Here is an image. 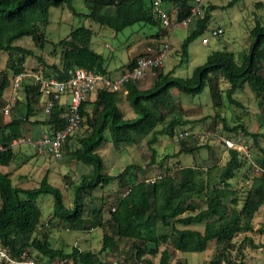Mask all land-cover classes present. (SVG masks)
<instances>
[{"label": "trees", "instance_id": "16d2710c", "mask_svg": "<svg viewBox=\"0 0 264 264\" xmlns=\"http://www.w3.org/2000/svg\"><path fill=\"white\" fill-rule=\"evenodd\" d=\"M194 0H162L168 13L175 10L178 23L190 18ZM86 14L77 12L72 0H0V51L8 54L5 70H0V110L9 100L4 98L6 90L13 85L17 76L27 72L28 57H35L16 42L31 38L36 47L44 49L50 41L46 28L50 24L52 8L67 6L74 15L120 32L135 25L160 27L162 20L154 9L153 0H84ZM204 15L189 23V35L183 43V57L188 56L189 44L208 30L214 5L202 6ZM164 9V8H163ZM165 10V9H164ZM93 31L85 26L72 29L67 37L50 42L54 49H61V64L48 65L43 57L38 60L43 67L38 73L45 78L65 81L75 68H84L110 77L104 55L92 48ZM161 32L155 37L160 38ZM249 46L240 53L227 50L215 51L207 62L198 67L192 77L179 78L173 72H165L163 66L147 88L140 80H131L123 90L111 91L98 88L83 101L81 122L77 130L68 137L64 145L66 162H77L90 168L73 185L74 203L68 207L63 192L50 183L48 174L33 189L13 184L11 172H0V246L6 248L14 258L27 252L38 264L68 259L71 264H107L103 253L115 254L120 250L123 239L133 241L136 248L135 264H153L144 258L148 253H161L160 264H171V246L181 253H202L215 242L211 260L204 264H246L245 245L256 248L250 234L264 236V226L256 229L254 219L264 206V149L259 141L264 132L252 133L244 124L227 127V131L253 139L259 153L255 164L260 173L253 175L252 165L236 150H227L228 156L221 163L220 156L210 144H201L193 135L179 139L180 149L157 161L155 143L160 136L177 139L180 133H189V126L196 121L186 116V109L176 102L171 90L176 88L188 95L201 94L209 87L216 115L222 118L225 107L221 84H229L226 98L230 105L244 109L235 94L246 86L264 107V25L256 19L255 27L247 39ZM160 48V47H159ZM158 48V50H159ZM151 52L141 53L123 68L131 70L138 58L151 57ZM18 98L9 116L0 122V166L9 167L20 157L14 144L25 138L28 126L34 128L31 139L40 136L38 128H48L47 133L66 126V108L57 101L49 115L35 119L38 110L46 101L39 85L31 79L21 82ZM127 103L135 117L127 119L122 105ZM241 116H238L240 119ZM264 128V116L261 119ZM109 131L115 148L139 145L144 140L150 153L149 166L157 164L163 172L150 182L146 169L137 164H128L118 175L106 172L104 158L98 150ZM196 139V140H195ZM225 147V143H224ZM207 149L211 164L207 168L183 166L165 167V161L182 154L194 155ZM226 149V148H225ZM120 151V150H118ZM19 155V156H18ZM243 173L244 184L237 186L234 180ZM117 183L116 198L112 202L106 196L94 197L98 189ZM45 195L54 197V212L47 223H43V210L38 200ZM89 201L86 202V198ZM109 197V196H108ZM203 226V229L193 228ZM62 227L77 232L93 229L104 231L100 252L70 251L57 248L51 241V231ZM244 235L242 241L236 238ZM120 264H125L120 262ZM177 264H182L178 262Z\"/></svg>", "mask_w": 264, "mask_h": 264}, {"label": "rangeland", "instance_id": "374dc122", "mask_svg": "<svg viewBox=\"0 0 264 264\" xmlns=\"http://www.w3.org/2000/svg\"><path fill=\"white\" fill-rule=\"evenodd\" d=\"M77 12L80 14L88 13L85 7L84 0H72ZM194 1L192 2V4ZM214 5L216 8L211 13V20L208 25V30L197 37L189 44L188 56L183 57V43L189 35L188 26L173 25L171 31H167L162 25L160 27L135 25L128 27L123 31L114 32L108 27L98 25L88 18L74 15L67 7L52 8L50 13V24L46 28V35L50 42H58L68 36L72 29L85 26L93 31L92 48L104 55L106 59V68L114 77L121 69L128 65L130 61L141 53L151 52L153 55L162 48L167 41L169 34L170 48L167 56L163 62L165 72H173V75L179 78L188 79L192 77L194 71L204 65L208 57L215 51L227 50L230 52L240 53L248 46L247 39L250 31L256 25V19H259L264 25V0H203L201 6ZM168 13V6L162 5ZM175 10L170 13V18H176ZM221 28L223 34L219 37H214L212 31ZM161 32L160 38L155 37ZM207 38L208 43H203V39ZM47 43L44 49L38 48L32 42L31 38H23L16 43L22 47L32 50L35 57H28L25 68L27 72L40 73L43 70L38 57H43L48 65L61 64V49H54L51 43ZM149 48H151L149 50ZM8 63V54L0 51V70H5ZM35 69L37 71H35ZM113 75V76H112ZM152 78L149 77L147 87L150 85ZM222 95L224 96L225 107L223 109L222 117L226 119V124L222 118H214L216 110L214 107V100L212 99L209 87L198 95H188L181 93L174 88L171 93L176 102L186 109V116L190 120L196 121L192 126H189V134L194 136L201 144L212 145L217 154L220 156L221 163L227 159L228 152L224 147V139L236 140L241 138L250 147L251 158L247 159L248 166L252 165L253 175L259 174L260 171L255 164V158L259 151L254 148L253 139L245 137L242 132L239 135L227 131V127H232L240 123L252 133H262L264 128L261 126V119L264 116V107H261L256 95L252 92L250 87L246 86L243 90H239L235 94V98L245 106L244 109L237 108L229 104L226 98V90L229 84L225 81L221 84ZM12 93V86L9 87L4 95L5 99H10ZM23 94L20 90L19 98ZM124 115L127 119L135 117L134 112L127 103L122 105ZM46 115L43 113V108L38 110L35 119H43ZM238 116H241L238 119ZM9 120L10 116L4 115L0 110V122L3 119ZM40 135L48 132V128L39 127ZM34 128L28 126L25 129L26 136L24 140L31 138ZM39 133V132H38ZM195 139V140H196ZM14 150L20 153L14 163L9 167L0 166V172L10 173L13 184L17 187L33 189L39 186V183L48 174L49 181L54 186L58 187L64 194L65 202L68 207H72L74 203L73 185L81 181V176L87 174L90 168L77 163L66 162L63 159H55L49 154L41 153L39 148L25 142L15 143ZM259 145L264 149V140L259 141ZM154 149L157 150V161H160L167 154H175L180 149V141L172 139L168 136H160L155 143ZM120 150V151H118ZM100 155L104 158L106 165V172L111 175H118L128 164H137L146 169V176L148 178H155V176L163 172L157 164L149 166L150 153L147 148V142L144 140L139 145H127L120 149L115 148L111 141L110 133L106 130L105 141L98 150ZM19 156V155H18ZM207 149L197 152L194 155L182 154L179 157H173L165 161L164 168H174L179 166L178 161L183 166H198L200 168H207L211 162ZM243 173H240L234 184L242 186ZM20 176H24L20 178ZM117 183H112L104 189H98L93 193V196L98 198L106 196L109 202L116 198ZM109 196V197H108ZM89 197L86 198V202ZM43 210V223L49 222L54 212V197L52 195H45L38 200ZM256 229L264 226V206L256 214L254 219ZM193 228L203 229V226H195ZM104 231L102 229H93L89 232H77L62 227L54 228L51 231V241L57 248L63 247L70 251L73 247H78L80 250H90L93 252H100L102 249V239ZM254 243L257 245L253 248L251 245H245L244 251L246 254V264H264V236L257 234H250ZM244 235H239L236 238L237 242L242 241ZM168 247L171 254V264H204L211 260L214 250L215 242L209 244L207 251L202 253H181L175 251L171 246H161V250ZM102 256L107 264H113L114 261L124 262L125 264L136 263V248L133 241L123 239L120 243V250L115 253H103ZM146 259L152 261L153 264H160L161 253L153 255L148 253L145 255Z\"/></svg>", "mask_w": 264, "mask_h": 264}, {"label": "built area", "instance_id": "2783aa9c", "mask_svg": "<svg viewBox=\"0 0 264 264\" xmlns=\"http://www.w3.org/2000/svg\"><path fill=\"white\" fill-rule=\"evenodd\" d=\"M203 0H194L192 14L190 18L182 23H177L176 18L171 19L170 14L162 7V0H153L154 9L159 14L164 28L169 32L176 23L182 26H188L195 17L203 16L204 10L201 6ZM223 34L221 28L212 31L214 37H219ZM167 41L162 48L151 57L138 58L135 66L131 70L123 71L118 77H108L96 72L86 70L84 68H75L69 73V78L65 81H60L56 78L47 79L38 73H23L17 76L12 85V95L7 105L2 109V113L9 116L17 99L19 98L21 82L26 79H31L34 85H39L41 92L46 98L43 104L44 115H49L57 101L65 106V128L50 133H44L37 139L20 140L15 143L27 142L41 151V153L49 154L55 159H61L63 156L64 145L70 135H72L81 122L80 108L91 94L95 93L98 88H106L111 91L123 90L124 86L131 80L143 81L150 74L152 77L156 75V70L163 66L165 57L170 48L169 34ZM208 39L204 38L203 43H208ZM189 133H180L177 140L186 137ZM226 150H236L241 153L246 159L251 158L250 147L242 141L241 138L236 140L224 139ZM3 148L0 146V151ZM156 178H150L148 181L154 182ZM0 264H38L27 252H24L20 257L14 258L10 255L6 248L0 246ZM49 264H71L68 259L53 261ZM113 264H118L114 261Z\"/></svg>", "mask_w": 264, "mask_h": 264}, {"label": "crops", "instance_id": "0c3cea01", "mask_svg": "<svg viewBox=\"0 0 264 264\" xmlns=\"http://www.w3.org/2000/svg\"><path fill=\"white\" fill-rule=\"evenodd\" d=\"M151 48H149V50H150ZM123 72V69H121L120 71H119V73L117 74V75H115L114 77H118L121 73ZM113 76V75H112ZM149 77H152L150 74L145 78V80H143V81H141L142 82V86H143V88H147V81H148V78ZM152 81V80H151ZM11 95H12V93H11ZM11 98V97H10ZM8 100V99H7ZM37 132H39V133H41L40 132V130L38 129V131ZM44 134V133H43ZM16 144H14V146H15ZM22 177H24V176H20V178H22Z\"/></svg>", "mask_w": 264, "mask_h": 264}]
</instances>
